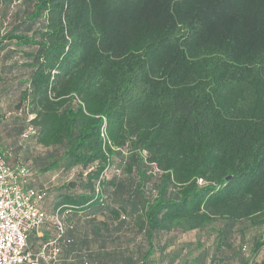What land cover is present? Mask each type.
I'll return each mask as SVG.
<instances>
[{"label": "trees", "instance_id": "trees-1", "mask_svg": "<svg viewBox=\"0 0 264 264\" xmlns=\"http://www.w3.org/2000/svg\"><path fill=\"white\" fill-rule=\"evenodd\" d=\"M9 75L0 148L10 165L26 150L40 207L70 209L68 250L90 264H225L235 224L264 225V0H0ZM55 168L69 179L37 183ZM239 249L264 264V234Z\"/></svg>", "mask_w": 264, "mask_h": 264}, {"label": "built area", "instance_id": "built-area-1", "mask_svg": "<svg viewBox=\"0 0 264 264\" xmlns=\"http://www.w3.org/2000/svg\"><path fill=\"white\" fill-rule=\"evenodd\" d=\"M35 131L28 126L22 138ZM31 176L32 171L26 164L10 165L0 148V264H90L89 250H68L73 240L67 233L73 231L76 224L75 219L67 220L70 209L62 212L57 209L48 215L39 205L46 186L34 187L30 184ZM99 191L97 186L95 194ZM44 225L49 227L50 233L41 239L38 248H33L29 237Z\"/></svg>", "mask_w": 264, "mask_h": 264}, {"label": "rangeland", "instance_id": "rangeland-1", "mask_svg": "<svg viewBox=\"0 0 264 264\" xmlns=\"http://www.w3.org/2000/svg\"><path fill=\"white\" fill-rule=\"evenodd\" d=\"M15 85L14 82V76L9 75L6 76V78L4 79L3 83H0V105L1 108H11L12 104L14 103V99H15V95L13 92H11V86L13 87ZM4 120L3 117H1L0 119V139L4 138V142L5 143H9V144H15V137L16 134L13 130L9 131L10 128L4 127L2 124V121ZM27 144V143H26ZM25 144V145H26ZM30 145L27 144V147H29ZM25 151L24 152H18L16 158L18 159L15 163L20 162L22 160H24L25 158ZM38 155L43 153V149H37L35 150ZM45 153V152H44ZM42 159L41 158H37L34 161V166L36 167V169H38L39 171L41 170L40 165H41ZM41 174H38V179H37V183H44L49 181L50 177L53 176L55 178L54 181H58L59 183L63 180H68L71 173L68 171L66 174H63V171H59V169L55 168L51 171L45 172L43 174V171L40 172ZM240 228H245L244 231V237L240 236ZM117 232H119L118 230H116ZM264 234V225L261 226H253L250 225L248 221H243L241 223H236L234 226V234H233V238L232 241L230 242L229 246L227 245H223V248L220 249V251H218V255H222L224 254V263L225 264H241L240 260L242 258L245 257L244 254H241V250L239 249L240 245L242 242L246 241L247 243H253V239H255L257 236H262ZM128 235H133V236H137L139 238H144L143 233H139V231H137L134 227H133V231H129L127 230V232H124L123 237H127ZM202 235L204 236V238H206L208 240V245L210 246L211 243L214 241V237H215V233L214 231H212L211 228L207 227L205 229V232L203 233H197L196 231H190L189 233H186L185 236L182 235V237L180 239H183V237H185V239H193L192 243L196 242V245H190V247L185 251V254H190L193 255L195 253H201L202 252V240L199 242H197V238L200 237L202 239ZM157 238V237H156ZM244 238V240H243ZM146 240V239H144ZM159 247V246H157ZM228 247V248H225ZM160 251L162 252L163 250L160 249ZM213 251V249L211 250ZM163 254L162 253H156V255L153 257V261L151 260L150 262H154L153 264H183V262L185 261V256H180L177 260L170 259L171 261H169V259H165L164 261H162L160 258ZM165 256V255H164ZM191 256V257H193ZM249 257V256H247ZM255 259H259V256H256ZM169 261V262H168ZM187 262V261H186ZM150 264V263H149Z\"/></svg>", "mask_w": 264, "mask_h": 264}, {"label": "crops", "instance_id": "crops-1", "mask_svg": "<svg viewBox=\"0 0 264 264\" xmlns=\"http://www.w3.org/2000/svg\"><path fill=\"white\" fill-rule=\"evenodd\" d=\"M48 226H51V224L49 223ZM49 227H47V225H44V226H41L40 228H38V230L34 231L31 235H30V239H29V242L30 244L32 245L33 248H38L39 247V242L41 241V238H45L47 237V235L49 234ZM180 243L184 244V245H189V243L193 240V239H185V237L183 239H180ZM79 243V241L77 242ZM177 243H178V240H177ZM80 245V244H79ZM166 245L168 248H174L176 246H178V244L176 245V242L175 241H172V240H166ZM77 246V244H76ZM80 250V249H78ZM71 251H75V250H70L69 252ZM68 252V251H67Z\"/></svg>", "mask_w": 264, "mask_h": 264}]
</instances>
